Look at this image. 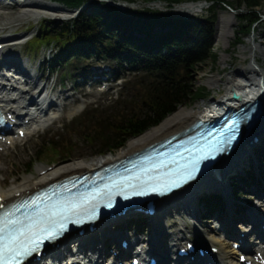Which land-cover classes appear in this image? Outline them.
I'll list each match as a JSON object with an SVG mask.
<instances>
[{
	"label": "trees",
	"instance_id": "trees-1",
	"mask_svg": "<svg viewBox=\"0 0 264 264\" xmlns=\"http://www.w3.org/2000/svg\"><path fill=\"white\" fill-rule=\"evenodd\" d=\"M50 1L72 11L86 0ZM123 1L130 4L157 1L164 3L166 10H153L142 5L140 8L120 9L101 3L89 7L74 19L43 21L27 44L30 55L55 47L46 67L64 69L90 57L95 61L117 62L120 69L127 65L133 69L135 79L141 75L146 81V84L138 81L143 90L131 93L129 98L117 103L120 108L115 115H96L94 111H88L78 124H71V133L77 132L88 144H99V155L122 149L129 139L158 126L180 106L209 98L211 95L206 87L195 85V73L208 60L216 62L218 58L214 46L216 8H223L221 4L235 7L238 29L234 31L233 46L237 47L259 23L258 8L264 0H184L212 3L205 11L206 15L193 19L173 16L172 6L183 0ZM242 5L245 9L239 13ZM133 87H136L135 82ZM134 100L141 104L133 112H128V105ZM78 125L85 129L78 128ZM67 144L58 137L42 141L35 150L36 160L69 158ZM244 174L246 178L251 176L249 171ZM232 183L236 195L238 183L234 180ZM203 200L209 212L215 209L211 207L214 203L212 197L205 196Z\"/></svg>",
	"mask_w": 264,
	"mask_h": 264
},
{
	"label": "bare ground",
	"instance_id": "bare-ground-1",
	"mask_svg": "<svg viewBox=\"0 0 264 264\" xmlns=\"http://www.w3.org/2000/svg\"><path fill=\"white\" fill-rule=\"evenodd\" d=\"M10 1L12 3L8 7H11L12 9L17 7L24 10L17 9V12H21L17 13L16 17H8L12 15L7 14V12H0V31L2 29L4 30V28L10 26L11 24H16L20 22L21 20L36 18L37 15L33 11L36 8L53 12L59 11V7L63 8L61 5L49 1V4H47L37 0H26L25 4L23 5L15 2L14 0ZM2 2L3 0H0V9H3V7L6 6L5 3L2 4ZM196 8L201 9V6L182 5L178 8V10L192 12L196 10ZM65 11L66 10L64 9V13ZM198 12H200V10ZM231 18V16H220L221 21L220 19L218 21V33L216 35L215 42L226 43L229 40L232 32ZM19 39L20 37L17 36H2L0 37V45L13 46L14 44H17L21 41V39ZM250 51L254 54L253 58H256V54L259 53L256 46L251 47ZM261 56L264 58L263 52L261 53ZM6 66L14 68L17 72H19L20 70L17 59L13 57H5L4 59L2 58V61H0V68ZM253 72H256L257 77L252 78L251 80H249V83L245 85L242 84L243 86L235 82L234 79L227 78L225 95L218 102L220 103V107L222 108V110H226L228 107L238 108L239 106H243L247 103H253L256 100H260L263 105V115L262 119L260 120V124L257 123L255 125L251 137L255 133L263 132L261 135L264 138V72L261 69H259V72L256 70ZM233 75H239V72L234 73ZM23 78L25 83L22 85V91L19 92L17 91V89L12 91L14 94L19 93V98H22L23 101H28L30 98H32V93L36 90V86L38 85V82L40 80L47 81L46 77L44 78L43 75H37L35 77L30 78L27 77V75H23ZM218 82H220V80L208 78L205 81V85H208L209 87H216ZM13 86L15 87V85ZM232 92H235L236 94L240 95L241 101L231 100ZM67 93L68 90H62L60 91L59 96H62L63 99H65L64 96H66ZM84 96H89V94H85ZM30 100H34V103L37 102V99ZM8 106L10 109L14 108V105L8 104ZM54 106L55 105H52V103L48 101L47 107L49 110H53L55 108ZM199 108L200 107H179L173 114L169 115L158 126L150 128L149 130L135 138L129 139L126 142L125 147L115 152L114 155H112L113 153H111L108 155V157H104L103 159L101 158V160L89 162H82L77 160L68 163H57L50 169H48L47 167L38 169L36 174L34 175V178H28L23 182L13 183L6 190L2 189V185L0 184V197H2L5 202H11L14 199L18 198V196H23L28 192L31 193L37 190L38 188L44 187L49 183L59 181L63 178L70 177L75 174L94 171L100 168L102 165H107L109 163L120 161L121 159H124L133 153L139 152L144 148L165 139L166 137L175 135L190 127L195 121L200 118L201 112ZM9 112L13 113V111L11 110ZM30 133V131H26V136L24 138L29 136ZM23 139L16 138L12 140L10 138H7L4 143L0 142V148H3L2 153H7V151L10 149V147L6 145L7 141H10L15 147L17 143L22 142ZM255 147L249 148L244 154L243 152L238 153L235 157V161L232 164L228 162L229 160H226L224 165L219 168V175L221 180H212L209 185L210 189H216L218 191V185H221L226 180V177H228L230 174H239L245 169H251L254 163L250 162V159L252 157V154L254 155ZM261 148L263 150L264 146L262 145ZM206 183V179L199 182L197 187L192 192L188 193V195L186 196L188 198L183 199L184 194H181L182 197H177L170 201L163 202L158 211V218L155 221L156 224L154 225V227L149 230V233L146 235V238L142 239L135 237L134 239H131L130 243H132V246L137 242L139 243L145 241V243L147 242L152 246V248H150V252L152 254L155 253L158 258H161L159 261L160 264H164V259L162 260L164 253H167V261L172 263V256H174L173 252L176 250L175 248L181 246V241L188 240V238L185 236L186 234L184 236H179V234L184 233V231H187L188 233V231L193 230L186 223H178V221H176L179 219V216H181V211H179L178 209H182L184 214H188L191 218L196 219L199 213V209L196 205L195 200L197 196L196 194L202 190H207L205 188ZM225 188L226 190L224 192V201L226 202V211L221 216L213 215L209 217L208 222H211L212 220L217 221L219 223L220 232L235 237L237 235L235 234L236 229L232 225L236 223V227H240L241 229H243L240 224H242L243 222H247L249 216L254 217L257 215V213H259V211L262 212L264 210V202L262 200H257L258 202H253V205L251 206V211L246 212L244 210L241 213H237L236 209L234 210V202L230 199V190L227 187ZM254 191H256V189H254L251 193L249 192V194L253 196L255 194ZM169 213L172 215L171 217L174 220V223H172L170 226L168 224H163L160 222V219H164ZM167 229H173V231L167 233L165 231ZM216 232V229H214L215 235L212 233L210 235L207 234V237L205 238L201 237L200 240H198L199 244L206 248L219 246V254L217 255V257L221 259V261L226 260L231 264H236V259L234 256H237L238 259V253L231 248L226 249L227 246L231 244L226 242L223 243L218 237H216ZM260 235L264 238V233H260ZM117 236H119V233H111L104 229L100 232H97L96 234H90L89 237L82 239V244L80 243L81 248L104 256L108 253V249H106L105 246L106 239L110 237L114 238ZM246 236L247 239H249V249H256L255 243L253 245L250 243L252 241V235L247 234ZM114 241H116V239H114ZM132 246L126 252H124V254L130 255L133 250H136V247L133 248ZM248 259L250 258L247 257V260Z\"/></svg>",
	"mask_w": 264,
	"mask_h": 264
},
{
	"label": "rangeland",
	"instance_id": "rangeland-1",
	"mask_svg": "<svg viewBox=\"0 0 264 264\" xmlns=\"http://www.w3.org/2000/svg\"><path fill=\"white\" fill-rule=\"evenodd\" d=\"M122 1L123 0H118L115 3L121 4L120 6L123 8L124 2ZM16 2L19 4L21 3L20 0H16ZM43 2L49 4L47 0H44ZM183 2L184 0L181 3L176 4L171 8V12L174 17L176 18H180V17L200 18L206 15V12H205L206 8H203L201 10L196 8V10L192 12H187V11H182V10L179 11L177 5L182 6L184 5ZM5 3L11 4L12 2L10 0H6ZM2 4H4V2H2ZM95 4L98 6L99 2ZM146 6H148L149 8L158 9V10H165L166 8L164 4H160V5L148 4ZM86 7L87 5H84L82 9L84 10ZM129 7L134 8L136 7V5H129ZM63 8L59 7V11H54V12L36 8L35 10H33L35 13H37L36 15H43L45 17L36 16V18H31L28 20H21L20 22L16 24H11L10 26L4 28V30L2 29L0 31V37L11 35V36L20 37V39L24 41V40H27L32 35V33H34L39 28L40 24L43 21L48 22L51 20H55L58 22H62L70 18H75V16L77 15L78 10L70 11L64 8L67 11V12L65 11L64 13ZM17 9L24 10V9H20L17 7L12 9L11 7L5 6L3 7V9H0V12L1 13L7 12V14L12 15L8 17H16L17 13L21 12V11L17 12ZM244 9H245L244 5L240 6L239 13L243 11ZM199 10L200 12H198ZM258 12L261 16V19L258 24L254 25L253 34L252 35L250 34L248 37L243 39L242 44L236 47V46H233V43L235 40L234 31L238 29L237 22L235 19L236 12H232L226 8L225 9H222L220 7L216 8V14H217L216 24H215L216 35L218 33V21L220 19V16H231L232 17L231 18L232 32L228 40L229 42L228 41L226 43L215 42V45H214L215 51L218 54L217 61L212 62V60H208L204 65L200 67L198 72L195 73V80H196L195 85L206 87V89L208 90L211 96H209V98L203 101H197L193 104L189 103L186 106H183L184 108H191V107L201 108L202 105L205 103V101H211L213 98L220 100L225 95V92H223L222 88L226 86V83L224 80L227 81V78L234 79L235 82H237L240 85L242 84L245 85L249 83V80H251L252 78L254 77L256 78L257 77L256 72L254 73L253 71L249 69L250 68L249 61L253 59V55H254L250 51V48L253 46H256L259 52L258 54H256V57L257 58L260 57V60H258L259 61L258 65H259V68L264 72V58L261 56V53L262 52L264 53V1H263L262 6L258 8ZM54 49L55 47H52L49 50L43 49L40 53L36 54L38 58V62H41L44 58L45 59L51 58V55ZM50 50H52V52ZM2 57L18 58L17 60L18 62H20V65L22 68L25 66L26 68L31 69L30 66L33 65V67L35 66L34 68L36 69L38 65V62L36 63V61L35 63H32L31 61L28 62L29 59L24 57L23 47H19L16 50H12V51L10 50L7 52H3ZM244 60H245V63H244ZM91 63H92V60H86V61L79 62V63L75 62L74 64L83 66V65H87ZM108 65L110 66L111 69L116 67L115 63H109ZM27 71L30 72V70H27ZM237 72H239V75H236V76L233 75L234 73H237ZM71 73L69 72V76ZM61 74L56 73L52 76V78L49 81V86L47 87V91L50 85H52V83L55 80H63L64 78H66L65 74H63L64 76ZM121 74L123 78L121 84L120 85L113 84V88H115V90H110L104 94L102 92L103 90L102 85L98 86V88H95V87L93 88V86H89L87 84L82 85L75 92H70L71 96H68V97L64 96V98L67 99L65 101V103L67 104V108L63 109V111L60 112L61 121L59 123H54L48 129H43L37 134H33L32 136L28 137L25 141L18 143L15 147L14 146L11 147L7 151V153L1 152L0 153V169H1L0 170V184L2 185V189L6 190L13 183L23 182L28 178L30 179L34 178V175L36 174L38 169L53 166V164L52 166L51 164H49L51 160L45 159V158H43L40 163H36L37 158L35 156L36 147H38V145L42 141L49 140L52 137H58L59 141L60 139H62V141L68 143L65 148L70 154L69 159H66V160L64 158L56 159L57 163H68V162H73L77 160L82 161V162L98 161V160H101V158L103 159L104 157H108L110 153H107L105 155H98V150L101 149L98 143L88 144L84 142L82 136L78 135L77 133H71V130H70L71 128H69L68 124L70 123V121L80 117L86 110H89V109H96V110H99L98 112H101V111L103 113L105 112V115L113 116L115 115L116 111L120 108L119 105H116L117 102L129 98L128 95L131 93L143 90L142 84H146V81L143 80L141 75L137 76L138 78L135 79L136 76L128 68H126L123 72H121ZM43 76L44 78L47 76L46 71L43 72ZM69 76L67 78H69ZM208 78L218 79L220 80V82L217 83L216 87L215 86L209 87L208 85H205L206 84L205 81ZM140 80L143 81L142 84L138 83V81ZM134 82L136 84V87H133ZM43 83L44 82L41 81L39 82V85H42ZM66 85H67L66 88L70 87V83H66ZM85 94H89V96H84ZM57 103L58 105H60L62 102L59 100ZM140 104H141L140 101L134 100V102L131 105H128L127 111L133 112L134 110L137 109V107L140 106ZM81 109H82L81 113L77 114V111ZM57 114L58 112H55V111L51 112L52 116H56ZM82 129H85V128L83 127ZM258 149L262 150L261 146L258 147ZM114 153L112 155H114ZM262 158L263 157L260 155L257 156L255 154L254 155L252 154V157L250 159V162L254 163L251 170L253 171V175L254 173L256 174V177L258 174H260V171L264 169V165L257 167L258 166L257 160L262 159ZM31 163H33V165H31ZM25 169L28 171H25ZM241 174L242 172L239 173V176ZM229 183L230 182L226 179L221 185H218L217 187L218 191L224 195V192L226 190L225 187L227 188L230 187ZM239 188H242L246 192H250V193L255 189L254 185L244 187L241 183H239ZM213 191L215 192L216 189L215 190L212 189L210 192H213ZM230 199L232 200V197H230ZM251 202H254L252 195L245 196V198L240 200V203L246 206L245 207L246 209L244 210H247V211L250 209V208L247 209V207L252 205ZM234 205L236 206L237 203L236 204L234 203ZM199 213H200V209H199ZM214 215L221 216V214L219 213L217 214L214 213ZM171 220H172V217H171V214L169 213L168 215H166L165 219H160V222L161 223H164L165 221L172 222ZM176 221H178V223H187L189 225H191L192 223L193 225L191 226V229L193 228H196L199 230L201 229L200 227H198L197 223L194 220L190 219L189 217H186L185 215L179 216V219ZM170 222H167V223H170ZM235 224L236 223H234L232 226L235 227ZM212 225L215 226V223L209 224L206 228H202L203 232L205 234L211 232L213 230V227H211ZM172 231L173 229H171L169 232H172ZM122 232L125 233V230L122 229ZM146 233H148V230ZM196 233L198 234L197 231ZM128 234H132V232H128ZM197 234L193 235L194 238L197 237ZM205 234L202 233L201 235L204 236ZM144 235H141V237L143 238ZM181 235L182 234L180 233L179 236ZM220 237L221 236L218 235L219 239H221ZM222 242L224 243V241ZM227 243H230V242H227ZM229 248L230 247L228 245L226 249H229Z\"/></svg>",
	"mask_w": 264,
	"mask_h": 264
},
{
	"label": "snow or ice",
	"instance_id": "snow-or-ice-1",
	"mask_svg": "<svg viewBox=\"0 0 264 264\" xmlns=\"http://www.w3.org/2000/svg\"><path fill=\"white\" fill-rule=\"evenodd\" d=\"M191 173H189V178ZM82 205L71 204L64 208L61 213H53V215H62L64 212L76 213ZM20 222L15 219L5 218L3 226L0 227V264H11L16 257L27 255L35 251L44 239H54L57 235L55 229H48L41 224L29 226L27 230L16 229L5 237L3 234L6 229L15 228ZM63 228V225L60 226ZM43 234V235H42ZM5 256L10 258L5 260Z\"/></svg>",
	"mask_w": 264,
	"mask_h": 264
},
{
	"label": "water",
	"instance_id": "water-1",
	"mask_svg": "<svg viewBox=\"0 0 264 264\" xmlns=\"http://www.w3.org/2000/svg\"><path fill=\"white\" fill-rule=\"evenodd\" d=\"M207 5H208V4H207ZM232 98L236 100V99H238L239 97H238V95H237L236 93H233V94H232ZM247 106H249V105H247Z\"/></svg>",
	"mask_w": 264,
	"mask_h": 264
}]
</instances>
